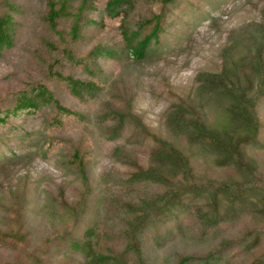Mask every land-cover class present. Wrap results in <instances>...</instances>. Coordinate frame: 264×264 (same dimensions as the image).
I'll return each instance as SVG.
<instances>
[{
  "label": "trees",
  "instance_id": "obj_1",
  "mask_svg": "<svg viewBox=\"0 0 264 264\" xmlns=\"http://www.w3.org/2000/svg\"><path fill=\"white\" fill-rule=\"evenodd\" d=\"M184 1L103 0L102 7L98 0H0V60L12 52L19 28V42L25 41L27 48L25 53L19 51L11 75L31 74L5 115L38 110L46 127H54L62 123V114L80 115L61 102L60 97L67 96L78 105H96L100 114L96 124L110 139L120 137L129 127L149 141L143 159L136 153L125 154L122 164L129 168L125 186L112 195L99 188L92 204V174L83 146L75 145L68 155L56 159L57 167L75 175L82 187L71 202L63 189L57 194L74 225L82 222L85 208L95 212V224L82 232L80 228V237L75 239L78 264H145L147 245L142 234L184 212L193 214L202 235H222L218 246L202 258L204 264L218 261L236 245L250 251L258 243L260 234L253 227L264 220V166L248 150L261 142L262 134L257 107L264 103V12L245 25L230 28L218 49L219 67L198 71L190 96L170 102L163 117L165 136L151 132L135 114L137 94L131 82L121 75L105 78L100 66L102 59L113 58L114 51L94 32L93 13L101 8L108 17L119 18L127 53L142 60L162 53L167 18ZM259 9H264V0ZM215 19L211 18L210 25ZM36 151L44 156L42 145L10 149L8 154L0 150V187L7 188L8 208L17 216L27 211L34 172L26 162L30 156L34 160ZM204 156L205 162L197 161ZM201 163H209L213 170L231 169L234 175L215 177L207 167L198 168ZM248 209L252 210L251 222H242L243 228L234 236ZM176 224L185 236L186 228ZM194 260L200 259L182 256L176 264ZM248 264H264V258Z\"/></svg>",
  "mask_w": 264,
  "mask_h": 264
},
{
  "label": "rangeland",
  "instance_id": "obj_2",
  "mask_svg": "<svg viewBox=\"0 0 264 264\" xmlns=\"http://www.w3.org/2000/svg\"><path fill=\"white\" fill-rule=\"evenodd\" d=\"M216 1L185 0L175 6L161 36L162 53L145 56L142 60L127 53L118 28L119 18L108 17L101 8L91 15L96 22L94 32L102 39V43L114 51L112 59H102L100 62L105 78L121 75L131 82L137 94L134 112L156 135H166L163 127L165 109L178 96H190L194 75L198 71L216 70L219 67L218 49L224 42L227 31L232 27L245 25L244 23L256 19L264 12V9H259L263 0ZM98 2L102 6L103 0ZM215 16L218 20L215 19L216 23L210 25L209 21ZM19 34L20 29L17 28V41L12 52L0 60V110H3V114L0 113V118L3 116V121L0 120V150L3 154H8L10 149L16 151L18 148L42 145L44 156H39L40 152L36 151L34 160H31L32 156L27 159L26 163L31 164L34 172V181L26 201L27 211L22 217L8 208L9 197L5 192L7 188L0 187V264H78L80 251L75 239L80 237V232L95 224V212L89 207L85 208L82 222L74 225L69 210L66 212L60 205L57 194L63 189L71 202L79 192L82 193V187L75 175L65 168L57 167L59 164L56 159L59 155H68L75 145L83 146V156L89 159L87 168L89 174H92L89 195L92 204L99 188L112 195L118 187L121 189L125 186L123 179L129 171L122 164L126 161L125 154L136 153L143 159L146 157L149 141L143 140L136 132L132 133L129 127L118 134L120 137L110 139V135L96 124L100 115L96 105H78L67 96L60 97L61 102L80 115L62 114V123L54 127H46L38 110L27 109L5 115L4 110L12 104L15 95L26 87L31 78L28 73L11 75L19 51L25 53L27 48L25 41L19 42ZM94 80L99 82L97 78ZM261 102L257 107L262 124L261 142L250 147L248 152L263 167L264 103ZM117 147H124V150L115 151ZM205 156L203 159L199 157L197 161L205 162ZM197 167H207L208 174L218 178L234 175L231 169L213 170L209 163H201ZM7 174L11 175L10 171ZM0 178H3V173ZM99 179L102 181L101 185L97 183ZM251 213L252 210L248 209L240 217L233 231L234 236L239 228H243L242 222H251ZM176 222L180 223V227L186 228L185 236L181 234L182 228L178 230V226L175 227ZM112 225L115 229L118 228L116 223ZM197 225L199 223L193 214L184 212L180 213L178 219L166 220L159 227H152L144 232L142 237L143 244L147 245V257L143 262L176 264L180 257L192 256L200 260L186 264H204L202 258L209 250L218 246L219 239L222 238L218 236L222 235H202ZM105 227L110 229L109 226ZM253 230L260 234L253 249L242 251L240 244L236 245L220 256L218 261L212 263L211 260L210 264H248L252 260L264 258V220L259 226L253 227Z\"/></svg>",
  "mask_w": 264,
  "mask_h": 264
}]
</instances>
